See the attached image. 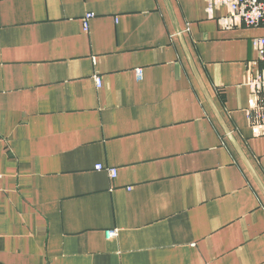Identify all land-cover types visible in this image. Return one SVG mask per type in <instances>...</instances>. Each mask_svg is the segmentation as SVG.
Masks as SVG:
<instances>
[{"label": "crops", "instance_id": "0c3cea01", "mask_svg": "<svg viewBox=\"0 0 264 264\" xmlns=\"http://www.w3.org/2000/svg\"><path fill=\"white\" fill-rule=\"evenodd\" d=\"M226 15L0 0V264H264V29Z\"/></svg>", "mask_w": 264, "mask_h": 264}, {"label": "built area", "instance_id": "2783aa9c", "mask_svg": "<svg viewBox=\"0 0 264 264\" xmlns=\"http://www.w3.org/2000/svg\"><path fill=\"white\" fill-rule=\"evenodd\" d=\"M207 10L213 14L216 10H226L227 15L222 18V24L228 27L246 26L248 28L264 29V0H205ZM95 15L87 14L83 19V29L89 31V22ZM254 51L257 53L256 64L261 67L255 75L250 76L248 86L252 95L250 108L248 110L249 122L255 132L264 137V37H255L251 41ZM142 70H137V77L142 78ZM98 88H101L102 81L96 78ZM97 170L109 172L114 180L118 177V170L113 168L106 169L102 165L96 166ZM3 176L0 175V184ZM117 231H110L107 236L110 239L118 237Z\"/></svg>", "mask_w": 264, "mask_h": 264}]
</instances>
